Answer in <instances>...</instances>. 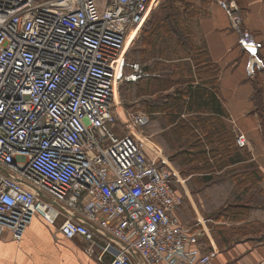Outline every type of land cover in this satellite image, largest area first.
Masks as SVG:
<instances>
[{
	"label": "built area",
	"instance_id": "2783aa9c",
	"mask_svg": "<svg viewBox=\"0 0 264 264\" xmlns=\"http://www.w3.org/2000/svg\"><path fill=\"white\" fill-rule=\"evenodd\" d=\"M156 1L0 0V235L19 240L39 214L81 237L87 256L99 248L97 264H212L199 224L177 214L178 171L146 152L149 113L115 99L122 82L149 75L122 51ZM218 4L252 76L262 43L241 30L236 0ZM235 141L246 146L242 133Z\"/></svg>",
	"mask_w": 264,
	"mask_h": 264
},
{
	"label": "trees",
	"instance_id": "16d2710c",
	"mask_svg": "<svg viewBox=\"0 0 264 264\" xmlns=\"http://www.w3.org/2000/svg\"><path fill=\"white\" fill-rule=\"evenodd\" d=\"M210 1L160 0L150 12L136 40L138 60L149 75L135 83L136 94H154L140 101V107L150 117L156 113L169 114L171 137L167 131L160 135L170 138V145L178 149L174 155L165 153L182 174L191 172V180L199 185L196 188L202 186L198 193L211 181L224 175L230 177L234 187L232 201L217 215L242 220L250 212L248 204L256 200L253 188L263 174L250 160L249 153L236 144L233 130L225 123L228 113L217 98L219 65L210 58L205 44L195 39L193 22L207 12ZM236 2L243 10V1ZM263 77L264 68L254 74L253 101L264 126ZM189 112L193 114L182 118L183 113ZM184 136L187 141L182 139ZM187 165L190 168L184 170ZM175 187L182 206L188 198L178 182ZM191 187V194L199 203L198 194H193L195 190ZM258 193L264 194V189L258 187Z\"/></svg>",
	"mask_w": 264,
	"mask_h": 264
},
{
	"label": "crops",
	"instance_id": "0c3cea01",
	"mask_svg": "<svg viewBox=\"0 0 264 264\" xmlns=\"http://www.w3.org/2000/svg\"><path fill=\"white\" fill-rule=\"evenodd\" d=\"M218 1L211 0L207 5V12L194 20L195 39L205 44L210 58L219 65L217 98L228 113V117L224 118L225 123L235 136L238 133L244 135L246 146L242 149L249 153L250 160L258 166L263 176L258 186L253 188L256 200L248 204L250 212L242 220L217 215L231 201L225 206L222 200L220 204L212 203L206 210L199 193L200 200L196 203L186 184L183 186L188 191V202L177 211L182 223L199 224L198 244L202 250L215 251L212 264H264V194L258 193V187L264 189V126L255 111L254 76H248L245 72L246 54L238 46L239 33L230 27L229 18ZM242 1L244 9L241 10V30L249 32L256 41L262 43L259 51L264 59V0ZM137 82L140 81L125 84L133 86V97L140 107L141 97L152 98L154 94H136ZM118 91L119 89L117 95ZM191 114L193 112L183 113L181 116L187 119ZM154 115L159 116L157 122L160 133L167 131L171 137L172 122L169 114ZM162 138L167 140L166 137L161 136ZM182 139L186 141L188 138L184 136ZM153 142L163 151L156 140H152ZM183 177L187 180L190 176L183 174ZM221 182L230 183L228 195L232 198L233 183L225 175L222 179L211 181L203 190L208 192L209 186ZM85 244L79 236L64 238L57 229V224L48 223L39 214H35L19 240L13 238L10 230L3 229L0 235V264H97L100 249L95 248L93 255L87 256L82 250ZM132 264L144 263L139 257L133 256Z\"/></svg>",
	"mask_w": 264,
	"mask_h": 264
},
{
	"label": "rangeland",
	"instance_id": "374dc122",
	"mask_svg": "<svg viewBox=\"0 0 264 264\" xmlns=\"http://www.w3.org/2000/svg\"><path fill=\"white\" fill-rule=\"evenodd\" d=\"M159 1L160 0H157L156 3L152 4L151 8L149 9L148 13L145 16L146 18L144 19V21L147 19V17L149 16L150 12L157 7V5L159 4ZM144 21H143V23H144ZM140 28L134 32V36L132 38H129V40L126 41L125 47H124V49L122 51V56H124L126 61L138 62L142 66V64L138 60V56H137V52H136L137 51V46H138L137 43H136V40L140 36V32H141ZM127 82H129V81H127ZM118 89H119V91H118L119 99L118 100H119L120 105L122 107L130 109V110L138 109V110L144 111L141 107H139L138 101L135 99V97H133V94H134L133 86L126 85L125 82H122L119 85ZM141 99H146V97H141ZM140 101H142V100H140ZM146 113H148V112H146ZM149 118H150V120L148 121V123H146L145 126H143V129H142L143 134L146 136L147 140L149 141L147 143V145H148L147 147L148 148H147L146 152H148L150 154L152 152V148H154V146H155L157 149H159L160 153H162L163 155L166 156V158L168 159V162L171 163L174 166V168L177 170L178 168L176 166V163L173 160L169 159L166 153H168V155H170V154L174 155L176 153V150L178 149V147L171 146L170 145V140L167 137L166 138H167L168 141L166 139H163V138H162L163 140L161 139V135H160L161 134L160 133L161 130H159V127H158L159 124L157 122L159 116L154 115L153 117L149 116ZM167 134L169 135L168 132H167ZM151 139L152 140H156L157 144L161 145L163 151L160 150V148L156 145L155 142L152 143ZM190 142H192V141L190 140ZM243 155H245V154L243 153ZM175 158L178 160L177 157H175ZM195 164H197V163H195ZM183 168H184V170H186V169H189L190 166L187 165V166H185ZM179 172H180V170H179ZM185 174L190 176L191 172H187ZM179 175H180L181 180H185V182L182 183V184H180L179 182L178 183L181 186V188L184 190L187 198H188V195H187L188 191H185V186H183L184 184H186V188L189 187L188 188L189 191H190V186H192L191 189L194 188V190L200 189L202 187L201 186L200 188H196V187H199V185L195 184L193 182V180H191L190 177L187 178V180H186V178L183 177V174L181 172L179 173ZM187 183H188V185H187ZM230 187H231L230 183L221 182V183L213 184V185L209 186L207 188V189H209V190H207L208 192L203 190V188H202V190H199V196H201V202L204 205L205 209L209 208V206L211 207L213 205L212 203L220 204L219 202L221 200H222V202H224L223 203L224 206H225L226 203H228V201H232V198L230 197V195H228ZM190 193H191V191H190ZM193 194H198V192L197 193L195 192ZM193 197L195 199V196H193ZM198 200H200L199 197H198ZM244 202H245V200H244ZM253 202H255V201H253ZM221 208H222V206H221Z\"/></svg>",
	"mask_w": 264,
	"mask_h": 264
},
{
	"label": "bare ground",
	"instance_id": "6f19581e",
	"mask_svg": "<svg viewBox=\"0 0 264 264\" xmlns=\"http://www.w3.org/2000/svg\"><path fill=\"white\" fill-rule=\"evenodd\" d=\"M240 10H241V9H240ZM136 30H138V28H136L135 30H132V31H131V33L128 35L127 40H129V38H132V37L134 36V32H135ZM127 40H126V41H127ZM252 76H254V75H252ZM114 94H115V99H118V95H117L116 91L114 92ZM119 106H120V105H119ZM119 106H117V107H118L119 111L122 112V111L120 110V107H119ZM145 141L148 143V140L145 139ZM147 148H148V147L146 146V149H147Z\"/></svg>",
	"mask_w": 264,
	"mask_h": 264
}]
</instances>
